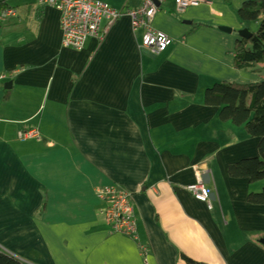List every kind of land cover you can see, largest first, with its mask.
I'll return each mask as SVG.
<instances>
[{"label":"crops","instance_id":"1","mask_svg":"<svg viewBox=\"0 0 264 264\" xmlns=\"http://www.w3.org/2000/svg\"><path fill=\"white\" fill-rule=\"evenodd\" d=\"M37 1L0 0L19 20L0 22V254L14 264H264V206L247 202L264 181L227 174L258 158L262 140L203 102L214 85L263 81L264 64L233 69L237 33L256 28L241 10L262 0H203L180 18L166 2L152 27L172 44L156 56L125 16L103 24L101 41L67 50L59 13ZM29 130L41 141H20ZM196 167L208 173L210 208L187 191ZM111 187L130 195L135 241L104 221L98 193Z\"/></svg>","mask_w":264,"mask_h":264},{"label":"built area","instance_id":"2","mask_svg":"<svg viewBox=\"0 0 264 264\" xmlns=\"http://www.w3.org/2000/svg\"><path fill=\"white\" fill-rule=\"evenodd\" d=\"M140 7L135 11L121 13L113 10L108 5L95 0H38L39 7L53 8L59 13V28L62 35V47L67 50L80 51L89 40L101 41L103 38V24L113 25L122 17H128L133 31L141 30L142 37L140 49L152 55L163 54L172 44V40L165 34L153 29L152 22L161 7L168 1L173 5V13L183 17L187 10L200 7L203 0H139ZM8 20L18 22V17L13 9H3L0 12V22ZM20 141L41 138L35 130L23 131L19 134ZM196 182L187 188V191L200 203L209 207L211 191L201 181L204 171L194 168ZM104 205V221L117 235L135 241L136 228L130 209V195L111 187L98 193ZM210 208V207H209ZM145 254V247L140 248Z\"/></svg>","mask_w":264,"mask_h":264},{"label":"trees","instance_id":"3","mask_svg":"<svg viewBox=\"0 0 264 264\" xmlns=\"http://www.w3.org/2000/svg\"><path fill=\"white\" fill-rule=\"evenodd\" d=\"M240 19L245 23L256 25L254 32H251V38L237 42L233 51V69L246 71L264 64V0L245 4ZM203 102L206 107L219 109V121L241 128L248 139L262 140L258 149V158L229 165L228 177L248 180L250 184L263 182L264 79L261 83L251 85L225 83L214 85L205 91ZM247 202L254 206H264V189L259 194H249ZM0 264H14V262L0 254Z\"/></svg>","mask_w":264,"mask_h":264},{"label":"water","instance_id":"4","mask_svg":"<svg viewBox=\"0 0 264 264\" xmlns=\"http://www.w3.org/2000/svg\"><path fill=\"white\" fill-rule=\"evenodd\" d=\"M227 30L225 29H221V32H226ZM228 32V31H227ZM238 34V37L241 39V40H248L251 38V34L248 33L247 30H242L240 32L237 33ZM260 244L264 247V240L260 242Z\"/></svg>","mask_w":264,"mask_h":264},{"label":"rangeland","instance_id":"5","mask_svg":"<svg viewBox=\"0 0 264 264\" xmlns=\"http://www.w3.org/2000/svg\"><path fill=\"white\" fill-rule=\"evenodd\" d=\"M252 27V26H251ZM250 26H249V28H250V30L252 31V28H251ZM203 174H208L207 172H205V173H203Z\"/></svg>","mask_w":264,"mask_h":264}]
</instances>
